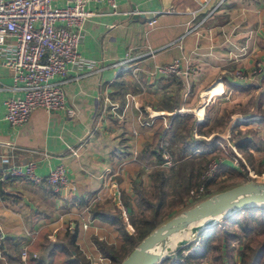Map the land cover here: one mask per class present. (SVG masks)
I'll list each match as a JSON object with an SVG mask.
<instances>
[{
  "label": "crops",
  "instance_id": "1",
  "mask_svg": "<svg viewBox=\"0 0 264 264\" xmlns=\"http://www.w3.org/2000/svg\"><path fill=\"white\" fill-rule=\"evenodd\" d=\"M220 1L116 0V7L89 2L94 15L79 46L85 62L69 69L63 86L75 117L37 108L23 125L8 123L4 102L21 92L2 66L13 44L6 40L0 50V230L7 257L0 264H25V248L29 260L34 254L39 260L44 252L36 242L63 243L67 235H76L89 264H109L97 242L117 250L123 241L117 227L93 211L120 210L134 230L130 216L143 204L137 191L140 185L146 189L144 176L149 180L163 169L160 150L180 154L183 138L207 143L217 137L234 146L222 167L238 170L236 151L251 159L250 167L254 160L264 163V84L235 78L237 70L250 74L258 63L264 70V0ZM174 60L195 69L188 92L180 76L157 71ZM190 120L196 121L191 131ZM31 161L41 176L63 164L70 184L55 191L3 179L10 167Z\"/></svg>",
  "mask_w": 264,
  "mask_h": 264
},
{
  "label": "built area",
  "instance_id": "2",
  "mask_svg": "<svg viewBox=\"0 0 264 264\" xmlns=\"http://www.w3.org/2000/svg\"><path fill=\"white\" fill-rule=\"evenodd\" d=\"M59 1L61 0H0V50L7 39L13 41L12 50L3 59L2 66L12 76L14 88L21 92L4 102L5 119L12 127L26 123L37 108L63 111L69 117L77 115L76 109L68 104L63 86L69 69L85 62L79 53V46L83 40L84 24L94 15L86 6L91 1H97L116 7V0H63L65 5H59ZM210 1L203 0V5L206 6ZM155 23L156 18L149 21L150 26ZM194 70L189 66L182 68L179 60L157 67V71L165 76L177 75L184 79L183 87L187 92L190 90L189 75ZM262 71L263 68L258 63L250 74L237 70L235 78L252 83L257 81V75ZM118 107L114 106L115 109ZM162 118L167 125L166 117ZM217 146L225 148L222 143ZM163 157L165 163L171 164L172 159L167 153L164 152ZM220 163L221 159H213L209 163L202 176L204 181L198 194L203 193L205 185L212 180ZM36 168L37 164L33 161L12 166L3 179L50 185L55 191L70 184L69 174L63 164L52 169L47 176L38 175ZM84 227L87 228L88 225ZM4 240L5 236L0 230V258L5 255ZM33 257L38 256L34 254ZM28 259L29 252L25 248L21 250V260L26 264Z\"/></svg>",
  "mask_w": 264,
  "mask_h": 264
},
{
  "label": "trees",
  "instance_id": "3",
  "mask_svg": "<svg viewBox=\"0 0 264 264\" xmlns=\"http://www.w3.org/2000/svg\"><path fill=\"white\" fill-rule=\"evenodd\" d=\"M264 71V70H263ZM261 72L257 75V81L254 84H264V72ZM242 82V81H241ZM253 86H249L248 89H252ZM264 95V94H263ZM263 95L261 96V104L264 102ZM196 121L190 120L186 125L189 127V130L195 126ZM218 142H221L219 139L214 138L211 142H201L197 140L186 141L183 138V148L181 149L180 155L184 156H194L196 150L204 151L200 153L201 159L198 163L189 162L183 170V179L180 182L176 181V184L180 187L183 186L182 183H186L185 190L190 193L193 189H200L203 184L202 176L208 168L209 163L218 158V150H221L217 146ZM158 141L156 142L157 145ZM222 151V150H221ZM207 152V153H205ZM210 152V153H208ZM162 152L158 155L159 162H163ZM147 159L151 154L144 155ZM145 159V158H144ZM145 159V160H147ZM240 160V159H239ZM223 170H230L226 167H220ZM170 176L164 169L155 170L151 174V180L156 192V198L153 201L147 194L141 185L138 188L137 194L139 199L142 201V205L147 206L148 208H154L155 215H158V211L164 206V203L167 201V187L170 183ZM213 180L208 182L202 194L197 192L192 195L191 206H195L198 202L207 199L214 195L210 191V187L213 184ZM227 188L222 189L226 190ZM183 188V192H185ZM219 191V192H221ZM179 196L182 197L181 192ZM190 207V206H189ZM188 208V207H187ZM93 216L101 219L102 221L113 224L119 230V236L123 241V244L119 250H116L113 246H110L104 242L98 241L99 250L107 257L111 259L112 264H121L128 255L139 245V243L151 234L155 229L162 224V222L157 220V217L151 219H137L133 214L130 216L131 224L136 227V234H130L126 230V223L123 220L120 210L115 212L103 211L95 209L93 211ZM264 228V206L258 207H249L237 211L230 215L229 217L223 219L222 221L205 228L202 232L195 236V239L182 247L177 253L167 257L159 264H205L204 260L209 259L208 264H264V245L260 248L247 252L244 248L239 250L240 262L236 259V247L234 242L239 241L243 236H250L257 228ZM232 228L234 231H230ZM237 228L239 230L237 231ZM5 241V240H4ZM37 250L40 251L43 248V256L38 260L36 259L28 260L30 264H89L88 260L80 253L78 246L76 245V235H67V240L63 243L61 242H36ZM4 242V248H5ZM194 247V248H193ZM192 249L187 255H184L186 249ZM124 251L123 255H120ZM74 254V259H70L72 254ZM211 253V255H210ZM32 254V253H31ZM122 254V253H121ZM6 256V254H5ZM7 257V256H6ZM21 259V256H20ZM12 260V259H9ZM18 261L17 258H15ZM22 262V261H21Z\"/></svg>",
  "mask_w": 264,
  "mask_h": 264
},
{
  "label": "rangeland",
  "instance_id": "4",
  "mask_svg": "<svg viewBox=\"0 0 264 264\" xmlns=\"http://www.w3.org/2000/svg\"><path fill=\"white\" fill-rule=\"evenodd\" d=\"M174 145L175 144H173V146ZM224 145H226L225 148H220L222 151L218 150L219 151V153L217 154L218 158H216V159H221V163L219 164L218 169H216L217 171L214 173L213 177L211 178L214 183L211 185L210 191H212L214 193V195L217 193H220L219 191H221L224 188H227L226 190H228V189H231L233 187H236L238 185H241V184H244V183H247L250 181L264 182V163H261L260 161L254 160V165H252L250 167V166H248V161H251V159L249 158V160H248V156H244L243 154H242L243 158H241L240 154H237V151L235 152V155H233V154L232 155L235 156L233 162L235 163V166L239 170V172H237L238 170L237 171H235V170L230 171V170H223L222 168L220 169V167L222 165L223 158L227 157L229 155V153L231 152V148H233L235 150V147L232 145H228V144H224ZM229 147H230V149H229ZM173 148H175V147H173ZM171 149H172V147H171ZM168 153H169L168 155L172 159L171 164L165 163L163 154H162L163 163L161 164V166H163L161 168H163L167 172V174L171 177L169 186L167 187V192H168L167 201L164 203V206H162L161 209L158 211V215H155L154 208L153 209L151 207L148 208L145 205L137 206L136 213H135V216L137 217V219L144 218V219H151L152 220L154 217H157V220L162 222L161 225H163L167 221L171 220L172 218H174V217L182 214L183 212L187 211L189 208L194 207V206H191L192 205L191 203L194 202L193 201L194 199L192 200V195H193V193H196L199 189L198 190L193 189L192 191H190V193H188L185 190L186 183H182L183 186L180 187L179 185L176 184V181L177 182L182 181L183 173H184L183 170L185 169L186 165L189 162H193L196 166L198 161L203 159V157L198 156V155H194L195 157H193V155H191V156H184L182 158V156L180 154H176L175 152H173V150H172V152H170V150H169ZM195 154H198V152H196ZM185 163H187V164H185ZM143 180H144V185L146 184L145 185L146 189L143 187L145 190L144 191L145 194H147L149 196V198H151L153 201H155L154 199L156 198V192H155L154 186L151 183V179L148 180L147 177L144 176ZM183 188H184L185 192H183ZM226 190H223V191H226ZM179 192L183 193V194H181L182 197L179 196L180 195ZM200 202H198V203H200ZM220 221H222V220H220ZM161 225H159V226H161ZM133 228L135 231L130 229L126 224V230L130 229L129 231L131 232V234L137 235L136 234V227H133ZM238 230H239V228H237V231ZM230 231H234V230L232 228H230ZM194 239H195V235H190L189 241L191 242ZM179 240H180L179 237L176 236V237L172 238L171 241L179 242ZM234 245L236 247V251H235L236 252L235 254L237 255L236 259L238 262H240L239 250L244 248L249 253L252 250L260 248L262 245H264V228H262V227L257 228L250 236H247V237L243 236V238L241 240L234 242ZM175 248L167 249L165 251V254H167L168 252L170 253ZM193 248L186 249L183 254L187 255L190 251H192ZM117 250H119V249H117ZM121 253L119 252L120 255L124 254V251H122V249H121ZM210 255H211V253H210ZM209 259H205L204 263L208 264ZM108 260H109V264H112L111 259L108 258Z\"/></svg>",
  "mask_w": 264,
  "mask_h": 264
},
{
  "label": "water",
  "instance_id": "5",
  "mask_svg": "<svg viewBox=\"0 0 264 264\" xmlns=\"http://www.w3.org/2000/svg\"><path fill=\"white\" fill-rule=\"evenodd\" d=\"M258 206H264V182L250 181L217 193L159 226L121 264H159L190 243L189 238L182 239L165 254L166 240L172 234L191 228V235L196 236L237 211Z\"/></svg>",
  "mask_w": 264,
  "mask_h": 264
},
{
  "label": "bare ground",
  "instance_id": "6",
  "mask_svg": "<svg viewBox=\"0 0 264 264\" xmlns=\"http://www.w3.org/2000/svg\"><path fill=\"white\" fill-rule=\"evenodd\" d=\"M190 235H191V228H189V229H187V230H184L183 232H181V233H176V234H172L170 237H168L167 238V240H166V246H165V249L167 250V249H172V248H175L177 245H178V243H180V241L182 240V239H187V238H189L190 237ZM179 237V242H175V241H171L172 240V238H174V237ZM160 249V248H159Z\"/></svg>",
  "mask_w": 264,
  "mask_h": 264
}]
</instances>
